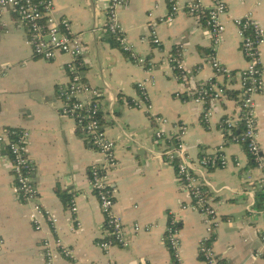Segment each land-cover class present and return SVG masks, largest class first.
<instances>
[{
	"label": "crops",
	"instance_id": "crops-1",
	"mask_svg": "<svg viewBox=\"0 0 264 264\" xmlns=\"http://www.w3.org/2000/svg\"><path fill=\"white\" fill-rule=\"evenodd\" d=\"M203 2L211 4V0ZM224 2L226 32L214 50L204 17L180 14L174 25H168L160 19L171 9L169 0H131L120 10V18L130 42L148 62L143 69L106 32L107 0H54L56 14L69 18L84 42L83 76L103 103V127L116 145L117 166L109 178L114 210L130 227L153 226L150 232L133 234L129 248L108 253L98 246L105 218L89 180L90 168L101 163L103 156L77 131L73 120L59 113V93L69 83L70 58L63 54L51 61L34 58L26 29L18 26L11 12L0 10V128L30 131L28 153L37 167L34 181L40 201L58 219L54 228L44 224L43 230L35 229L30 207L12 192L11 161L4 149L0 156V264H45V239H59L74 249L76 261L60 258L54 264H177L163 241L169 212L177 213L180 220V264H206L198 252L206 235L204 219L182 209L191 200L178 185L174 165L162 156L166 145L155 139L156 117L169 120L168 133L179 124L187 127L184 142L192 160L223 148L228 166L202 172L200 177L218 214L213 250L226 264H264L263 172L251 164L246 146L229 142L220 126L225 117L239 113L241 72L247 67L233 19L251 14L264 30V0ZM152 25L161 40L159 46L151 40ZM177 53L186 70L196 74L195 83H182L173 71L170 59ZM213 54L231 78L215 72ZM261 64L264 72V46ZM149 78L154 79L147 88L151 115L130 105L139 96L137 84ZM210 81L222 86L225 96L210 102L213 114L205 121L204 106L193 101L190 91ZM255 101L264 155V92ZM59 193L71 195L75 214L69 210L71 202L63 201ZM75 217L80 226L74 223Z\"/></svg>",
	"mask_w": 264,
	"mask_h": 264
},
{
	"label": "built area",
	"instance_id": "built-area-1",
	"mask_svg": "<svg viewBox=\"0 0 264 264\" xmlns=\"http://www.w3.org/2000/svg\"><path fill=\"white\" fill-rule=\"evenodd\" d=\"M107 1L106 32L112 36L119 48L130 56L134 64L147 69L146 58L138 54L121 23L120 10L128 6L131 0ZM169 2L171 9L160 19V22L174 25L180 14L194 18L204 17L214 50L219 48L226 32L224 17L228 7L224 0H211L209 6L205 5L203 0H192L186 5L181 4L179 0H169ZM0 10L11 12L16 17L18 26L26 29L27 44L34 58L51 61L60 54L70 58L67 64L69 83L59 93L61 100L59 113L62 117L73 120L77 131L88 140L94 150L103 156V161L94 164L89 170L91 190L97 197L105 218L98 246L106 253L113 248H129L133 234L150 232L153 226H142L137 223L130 227L114 210L115 197L109 185V178L117 166L116 145L103 127V103L98 99V93L83 76L85 46L81 36L74 31L69 18L56 14L54 0H0ZM233 23L241 37L242 53L247 60V67L241 72L242 97L239 113L236 116L225 117L220 126L229 142L246 146V151L250 159L254 160L255 167L263 172L261 187L264 188V155L258 140L255 105L256 97L264 92V72L261 64L264 30L251 14L235 18ZM151 36L153 44L159 46L161 40L155 25H152ZM170 62L182 83H195L196 74L186 70L181 54L172 56ZM211 65L217 74H224L231 78V73L219 62L215 54L211 57ZM153 82V78L139 82L137 84L139 96L130 103L134 108L150 115L153 114V105L147 88ZM190 95L194 102L204 106L203 118L209 121L213 114L209 104L211 101L224 98L225 89L216 82L210 81L191 87ZM156 123L158 127L155 139L166 145L161 151L162 156L167 163L174 165L178 185L188 193L191 200L182 209L194 211L204 219L206 235L200 242L199 255L206 264H226L217 257L212 247L219 223L218 214L212 198L206 194L200 183V177L202 172L226 168L230 163L229 158L224 154L223 148H220L211 154H203L197 160H192L187 156L184 142L187 127L179 124L174 127V132L168 133L165 127L169 124V120L156 117ZM30 136V131L26 129L0 128V156L5 149L11 161L12 192L17 200L30 207V220L35 229L41 231L44 224H48L51 228L56 227L58 219L40 201L39 191L34 181L37 167L28 153ZM240 165L237 161L236 166ZM69 210L73 214L77 212L74 200ZM74 223L80 226L77 217L74 218ZM261 240L264 245V231ZM163 241L175 262L180 264V220L177 213H168ZM42 248L45 264H54L60 258L76 261L74 249L62 244L59 239H45Z\"/></svg>",
	"mask_w": 264,
	"mask_h": 264
},
{
	"label": "trees",
	"instance_id": "trees-1",
	"mask_svg": "<svg viewBox=\"0 0 264 264\" xmlns=\"http://www.w3.org/2000/svg\"><path fill=\"white\" fill-rule=\"evenodd\" d=\"M250 161H251V164H252V165H255V162H254V160H253L252 158H251ZM59 196L62 198L63 201L68 202V203L71 202V195L68 196V195H65V194H63V193H59ZM263 199H264V195H263ZM68 206H69V208H70L71 204H68Z\"/></svg>",
	"mask_w": 264,
	"mask_h": 264
}]
</instances>
